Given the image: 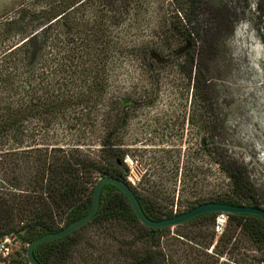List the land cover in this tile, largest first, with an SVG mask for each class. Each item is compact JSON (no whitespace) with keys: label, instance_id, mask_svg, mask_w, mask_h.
<instances>
[{"label":"trees","instance_id":"1","mask_svg":"<svg viewBox=\"0 0 264 264\" xmlns=\"http://www.w3.org/2000/svg\"><path fill=\"white\" fill-rule=\"evenodd\" d=\"M170 1L172 11L163 0H34L0 20V239L16 235L27 253L37 238L85 217L96 183L106 176L128 183L155 221L207 203L262 208L247 168L214 142L225 127L212 118L203 125L202 149L209 141L210 163L227 180V191L220 183L208 191L209 172L196 160L179 170L177 148H162L160 167L141 171L138 185L129 181L125 129L140 104L155 103L163 72L191 87L204 108L217 104L197 53L211 0ZM258 107L264 117L263 104ZM218 215L182 225L199 229L191 239L205 244L202 229L214 227ZM228 218V233L219 238L224 249L264 246L263 219ZM88 226L99 227L107 241L92 243ZM168 230L141 224L128 198L108 184L88 224L38 245L34 256L40 264H169L161 243ZM218 246L213 255L219 257Z\"/></svg>","mask_w":264,"mask_h":264},{"label":"rangeland","instance_id":"2","mask_svg":"<svg viewBox=\"0 0 264 264\" xmlns=\"http://www.w3.org/2000/svg\"><path fill=\"white\" fill-rule=\"evenodd\" d=\"M163 3L166 9L173 10L174 4L170 0H163ZM24 5L22 0H0V20ZM210 7L211 12L204 13L206 25L197 53L201 71L210 81L217 104L213 110L204 108L195 101L191 87L185 83L178 85V81L173 83L167 72H163L160 92L154 96L155 103L140 104L125 129L123 148L131 169L129 181L138 185L141 171L160 167L155 161L162 155V148H177L179 170L187 167V161L196 160L198 166L209 172L208 181L212 184L207 187L208 191L217 190V183L227 191V180L210 163L208 140L206 149H202L203 125L212 118L225 127L214 142L247 168L264 209V117L257 116L258 104L262 103L264 108V0H211ZM177 185L179 189V181ZM178 196L176 191L175 202ZM178 209L174 204L173 211L176 213ZM228 220L221 230L216 229V220L214 227L202 229L208 235L205 243L208 249L205 250L197 245L205 246L200 238L191 239L199 233L193 225L169 228L161 241L168 263L263 264L252 258L264 260L263 245L245 242L239 245L240 250H234L232 245L224 249L225 244L219 238L224 232L228 233ZM85 231L87 238L96 245L107 241L99 227L88 226ZM211 242L212 246L207 245ZM217 242L218 250L224 252L219 257L213 255ZM205 254L213 255V259L209 260Z\"/></svg>","mask_w":264,"mask_h":264},{"label":"water","instance_id":"3","mask_svg":"<svg viewBox=\"0 0 264 264\" xmlns=\"http://www.w3.org/2000/svg\"><path fill=\"white\" fill-rule=\"evenodd\" d=\"M108 184L116 186L128 198L141 224L151 229L172 228L189 222L198 216L212 212H217L219 214H247L257 216L264 220V209L262 208L224 203H207L197 206L194 209L183 214L177 215L173 218L155 221L146 216L138 198L136 197L135 193L133 192L132 188L128 185V183L114 176H106L104 178H101L96 183L93 193L92 206L89 213L85 217L63 227L57 233L47 234L40 238H37L28 245L27 258L30 264H40L34 256V249L38 245L68 236L88 224L96 216L100 207L103 189Z\"/></svg>","mask_w":264,"mask_h":264},{"label":"built area","instance_id":"4","mask_svg":"<svg viewBox=\"0 0 264 264\" xmlns=\"http://www.w3.org/2000/svg\"><path fill=\"white\" fill-rule=\"evenodd\" d=\"M34 0H22L23 4ZM216 219V229L221 230L226 225L228 214L220 213ZM22 242L16 235H7L0 239V264H30L27 253H23Z\"/></svg>","mask_w":264,"mask_h":264}]
</instances>
